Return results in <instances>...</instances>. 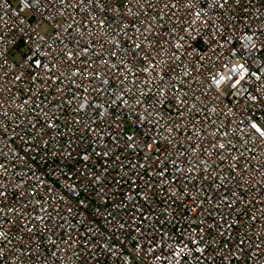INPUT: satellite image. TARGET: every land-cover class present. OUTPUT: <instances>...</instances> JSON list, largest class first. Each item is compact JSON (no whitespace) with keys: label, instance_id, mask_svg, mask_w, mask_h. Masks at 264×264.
<instances>
[{"label":"built area","instance_id":"2783aa9c","mask_svg":"<svg viewBox=\"0 0 264 264\" xmlns=\"http://www.w3.org/2000/svg\"><path fill=\"white\" fill-rule=\"evenodd\" d=\"M252 123L264 0H0V264H264Z\"/></svg>","mask_w":264,"mask_h":264},{"label":"snow or ice","instance_id":"6c2138e0","mask_svg":"<svg viewBox=\"0 0 264 264\" xmlns=\"http://www.w3.org/2000/svg\"><path fill=\"white\" fill-rule=\"evenodd\" d=\"M200 13H197V16H199ZM183 39V38H181ZM254 47V45H253ZM38 66H39V62ZM227 67V65L225 66ZM242 70V71H241ZM229 72L231 73V75L224 77L223 75L220 76V79L217 80L215 77H213V81L214 83L219 86L222 82H225L226 80H232L233 76L236 77L235 79V83L232 85L233 87H238L241 84V81L245 80V75L248 73V69L245 67L244 64H236L233 65L230 69ZM251 75L256 76L257 74L255 72L251 73ZM253 100H256V97H252ZM251 128L259 134V136L261 138H264V129H261L260 127H258V125L256 123H252L251 124ZM219 147L223 148L224 145L221 144L219 145ZM4 233L0 232V236H3Z\"/></svg>","mask_w":264,"mask_h":264}]
</instances>
